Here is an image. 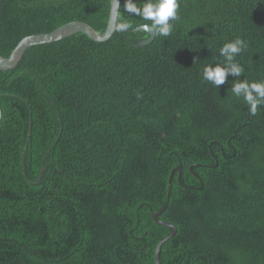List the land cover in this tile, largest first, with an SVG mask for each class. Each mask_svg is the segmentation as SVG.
<instances>
[{
    "label": "trees",
    "instance_id": "trees-1",
    "mask_svg": "<svg viewBox=\"0 0 264 264\" xmlns=\"http://www.w3.org/2000/svg\"><path fill=\"white\" fill-rule=\"evenodd\" d=\"M110 8L0 0V54L71 21L103 32ZM178 16L137 46L150 21L121 0L110 39L78 32L0 68V264H155L167 203L160 264H264V106L231 91L264 80V0H180ZM236 38L244 76L204 81Z\"/></svg>",
    "mask_w": 264,
    "mask_h": 264
},
{
    "label": "clouds",
    "instance_id": "clouds-1",
    "mask_svg": "<svg viewBox=\"0 0 264 264\" xmlns=\"http://www.w3.org/2000/svg\"><path fill=\"white\" fill-rule=\"evenodd\" d=\"M180 0H144L138 6L134 0H124V10L127 13L142 17L150 24L143 25L145 31L153 35L168 37L174 28L172 21L179 19L178 9ZM130 24L119 25V30L126 31ZM247 47L244 40H235L224 43L219 49V55L224 58L223 64L206 65L201 70L202 79L219 88L228 81V76L240 78L244 67L236 62V57ZM234 97L242 98L250 115L255 116L260 107L264 106V80L249 81L247 78L236 80L231 85Z\"/></svg>",
    "mask_w": 264,
    "mask_h": 264
},
{
    "label": "water",
    "instance_id": "water-1",
    "mask_svg": "<svg viewBox=\"0 0 264 264\" xmlns=\"http://www.w3.org/2000/svg\"><path fill=\"white\" fill-rule=\"evenodd\" d=\"M120 4H121V0H111L110 14H109L107 28L105 29V31L98 32L94 27H92L87 22L76 20L66 23L51 32L35 33V34L27 35L17 43L16 47L13 49L9 57L7 58L3 57L0 54V68L3 70L13 69L20 62L25 51L31 45L55 42L78 32H83L96 41H106L110 39L117 30V19H118ZM136 30L145 31L143 25L139 26ZM147 33L148 36L144 39H140L136 43L137 46H143L149 44L154 40L156 35L150 34L149 32ZM1 119H2V107L0 105V121ZM174 170L175 169H173V171ZM178 170L181 173L182 168L179 167ZM171 177L172 176H170L169 178V183L171 182ZM37 182L38 180L35 183ZM169 194H170V185L168 187V195ZM167 205L168 203L161 210L153 213V219L155 222H157L160 225H165L171 228L169 234H167L156 246L155 264H160L159 254H160L161 246L171 237H173L177 232V228L172 222L163 221L158 218V216L167 208Z\"/></svg>",
    "mask_w": 264,
    "mask_h": 264
}]
</instances>
